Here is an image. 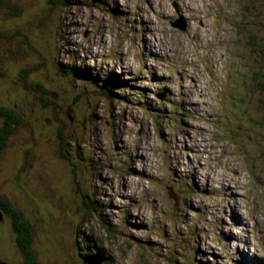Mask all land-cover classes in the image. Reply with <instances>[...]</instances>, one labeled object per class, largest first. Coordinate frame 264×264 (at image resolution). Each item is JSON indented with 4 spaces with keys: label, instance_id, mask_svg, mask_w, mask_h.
Instances as JSON below:
<instances>
[{
    "label": "rangeland",
    "instance_id": "obj_1",
    "mask_svg": "<svg viewBox=\"0 0 264 264\" xmlns=\"http://www.w3.org/2000/svg\"><path fill=\"white\" fill-rule=\"evenodd\" d=\"M189 1L2 0L0 264H264V0Z\"/></svg>",
    "mask_w": 264,
    "mask_h": 264
},
{
    "label": "trees",
    "instance_id": "obj_2",
    "mask_svg": "<svg viewBox=\"0 0 264 264\" xmlns=\"http://www.w3.org/2000/svg\"><path fill=\"white\" fill-rule=\"evenodd\" d=\"M2 4V0H0V5ZM100 78H97V80H99ZM111 79V78H110ZM110 79H100L102 82H109V80ZM93 81L95 80V78L94 79H92ZM95 85H97V84H95ZM111 94H116L115 92H112L111 91ZM117 96V95H116ZM9 117V118H11L12 120H14V121H12V122H14L13 124H16V123H20V121H19V118L17 117V115L15 114V113H12L11 111H8V110H6V109H3V108H1L0 107V117ZM11 124V123H10ZM11 132H13L12 130H11V128H9V127H7L6 128V131H4L3 129H2V131H1V129H0V138H1V140H0V145H1V147L3 148V146L5 145V142H6V139L7 138H9L10 137V135L9 134H11ZM1 149V148H0ZM1 156H2V153L0 152V159H1ZM7 207H8V205L7 204H5ZM0 207L2 208V207H4V210H5V212L6 211H10V212H12V210H10V209H8L7 207V209L5 208V206L3 205V202L0 200ZM20 217H21V215H20ZM23 232H26V230H23ZM28 244V243H27ZM26 256H28L27 254H26ZM30 256H31V258H32V260H33V258H34V256H33V254L31 253L30 254Z\"/></svg>",
    "mask_w": 264,
    "mask_h": 264
},
{
    "label": "bare ground",
    "instance_id": "obj_3",
    "mask_svg": "<svg viewBox=\"0 0 264 264\" xmlns=\"http://www.w3.org/2000/svg\"><path fill=\"white\" fill-rule=\"evenodd\" d=\"M193 2V4H194V0H190L189 1V4L191 5V3ZM184 7L186 8V10L188 11V12H190L191 14H193L194 12L193 11H191L190 9H189V7L187 6V3H185V5H184ZM186 15V14H185ZM187 16V15H186ZM187 17H189V16H187ZM177 21H181L182 23H184L185 25H186V27L187 28H189L190 27V21H188V20H186L184 17H183V15L177 20ZM227 26V25H226ZM151 48H154V46H151ZM157 48V47H156ZM204 55V54H203ZM216 57H218V56H216ZM124 58V57H123ZM196 68V67H195ZM90 76H88V78H89ZM194 81V80H193ZM189 83V82H188ZM110 88V87H109ZM108 92L109 93H111L109 90H108ZM199 94V93H198ZM106 95V94H105ZM199 97H203L202 95H198ZM197 97V96H196ZM205 97V96H204ZM202 100V99H201ZM199 102V101H198ZM196 105V104H195ZM195 114V113H194ZM219 114V113H218ZM203 118V117H202ZM208 121V120H207ZM209 122H210V120H209ZM176 141V140H175ZM263 150V149H262ZM261 150V151H262ZM260 151V150H259ZM177 154V153H176ZM175 159H177L178 160V158L177 157H175ZM238 167V166H237ZM212 168V167H211ZM190 171V170H189ZM212 172V171H211ZM238 174V173H237ZM231 175V174H230ZM232 182V181H231ZM235 182V181H234ZM233 184V183H232ZM232 184H230L229 186L228 185H224L225 186V188H224V190L225 191H228V189L230 188V189H232V188H234V189H237V186L236 185H232ZM237 184V183H236ZM212 186V185H211ZM129 188V187H128ZM230 192V191H229ZM228 194H230V193H228ZM228 196V195H227ZM234 199V198H233ZM227 203H229V201L227 202ZM226 208V207H225ZM229 208V207H228ZM232 211V210H231ZM240 217V222L243 220V218H241V216L239 215V214H237V216L236 217ZM247 226V225H246ZM177 228V227H176ZM233 238V237H232ZM243 242V241H242ZM242 244V243H241ZM240 244V245H241ZM214 245V244H213Z\"/></svg>",
    "mask_w": 264,
    "mask_h": 264
},
{
    "label": "water",
    "instance_id": "obj_4",
    "mask_svg": "<svg viewBox=\"0 0 264 264\" xmlns=\"http://www.w3.org/2000/svg\"><path fill=\"white\" fill-rule=\"evenodd\" d=\"M173 26L178 27L180 29H182L183 31H186L187 27L184 23H182L181 21H177L176 23L173 24ZM2 212L0 211V222L2 221Z\"/></svg>",
    "mask_w": 264,
    "mask_h": 264
},
{
    "label": "flooded vegetation",
    "instance_id": "obj_5",
    "mask_svg": "<svg viewBox=\"0 0 264 264\" xmlns=\"http://www.w3.org/2000/svg\"><path fill=\"white\" fill-rule=\"evenodd\" d=\"M6 122V121H5ZM14 125V124H13ZM8 127V124L7 123H4V126L2 127V129L4 130V131H6V128Z\"/></svg>",
    "mask_w": 264,
    "mask_h": 264
},
{
    "label": "clouds",
    "instance_id": "obj_6",
    "mask_svg": "<svg viewBox=\"0 0 264 264\" xmlns=\"http://www.w3.org/2000/svg\"><path fill=\"white\" fill-rule=\"evenodd\" d=\"M80 70V68H78ZM92 77V76H91ZM94 79V78H93Z\"/></svg>",
    "mask_w": 264,
    "mask_h": 264
}]
</instances>
